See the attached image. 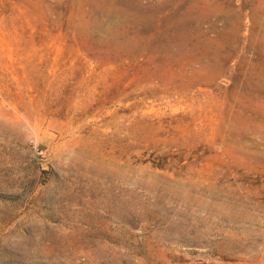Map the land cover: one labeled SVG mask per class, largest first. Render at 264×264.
<instances>
[{
  "label": "rangeland",
  "instance_id": "rangeland-1",
  "mask_svg": "<svg viewBox=\"0 0 264 264\" xmlns=\"http://www.w3.org/2000/svg\"><path fill=\"white\" fill-rule=\"evenodd\" d=\"M0 264H264V0H0Z\"/></svg>",
  "mask_w": 264,
  "mask_h": 264
}]
</instances>
